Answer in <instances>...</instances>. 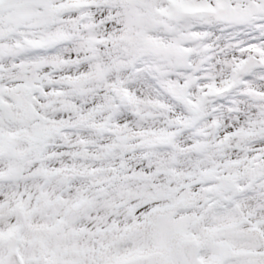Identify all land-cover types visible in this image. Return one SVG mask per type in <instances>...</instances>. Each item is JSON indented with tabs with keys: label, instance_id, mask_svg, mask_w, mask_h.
<instances>
[{
	"label": "snow or ice",
	"instance_id": "1",
	"mask_svg": "<svg viewBox=\"0 0 264 264\" xmlns=\"http://www.w3.org/2000/svg\"><path fill=\"white\" fill-rule=\"evenodd\" d=\"M0 264H264V0H0Z\"/></svg>",
	"mask_w": 264,
	"mask_h": 264
}]
</instances>
